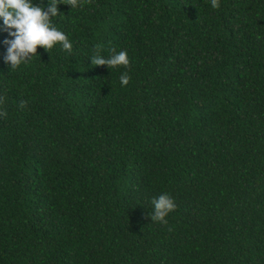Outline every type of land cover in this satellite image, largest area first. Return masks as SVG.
Here are the masks:
<instances>
[{
    "label": "trees",
    "instance_id": "trees-1",
    "mask_svg": "<svg viewBox=\"0 0 264 264\" xmlns=\"http://www.w3.org/2000/svg\"><path fill=\"white\" fill-rule=\"evenodd\" d=\"M219 4L60 3L16 69L0 19V264H264V0Z\"/></svg>",
    "mask_w": 264,
    "mask_h": 264
},
{
    "label": "clouds",
    "instance_id": "clouds-1",
    "mask_svg": "<svg viewBox=\"0 0 264 264\" xmlns=\"http://www.w3.org/2000/svg\"><path fill=\"white\" fill-rule=\"evenodd\" d=\"M90 3L91 0H88ZM214 9L220 7L219 0H210ZM64 3L76 8L81 5V0H48V5L34 4L33 0H0V19L3 21L4 30L11 39H5L8 45L4 62L9 69H16L21 64L27 63L37 55V47H42L49 52L57 43L69 53L72 52V43L68 36L52 23V18L60 15L58 4ZM96 54L91 57V64L96 66L106 65L108 68L123 66L127 68L130 64L126 50L117 51L111 49L109 57L101 56L100 46H96ZM120 83L127 86L131 77L127 72L121 73ZM0 96V103L3 102ZM26 101H20V108L26 106ZM0 116H6L5 111H0ZM154 211L149 214L152 222L167 224L166 216L176 208V204L167 193L160 194L151 201ZM171 230V229H169Z\"/></svg>",
    "mask_w": 264,
    "mask_h": 264
}]
</instances>
